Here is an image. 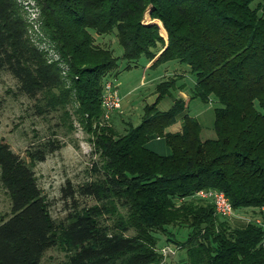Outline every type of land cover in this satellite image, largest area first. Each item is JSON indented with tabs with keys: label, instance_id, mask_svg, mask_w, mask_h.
<instances>
[{
	"label": "trees",
	"instance_id": "trees-1",
	"mask_svg": "<svg viewBox=\"0 0 264 264\" xmlns=\"http://www.w3.org/2000/svg\"><path fill=\"white\" fill-rule=\"evenodd\" d=\"M38 2L59 60L48 63L30 41L14 0H0V69L43 107L73 101L87 132L95 126L90 143L102 164L94 165L93 180L77 187L66 181L61 199L73 209L57 223L32 166L0 140V182L10 198V216L0 222V264H41L52 247L67 250L64 264H158L156 235L169 227L188 229L183 264H264L260 227L233 226L194 197L201 189L222 191L240 214L256 215L264 205V0ZM95 34L115 36L121 56L94 45ZM142 58L150 69L170 61L189 66L192 94L161 111L160 100L179 79L159 83L140 122L119 134L100 122L103 83L119 62L130 69ZM192 99L216 103L215 139L202 141L200 123L189 115ZM179 120V130L169 131ZM152 140L169 153L150 149ZM59 147L50 143L29 158L43 162ZM77 197L95 204L80 208Z\"/></svg>",
	"mask_w": 264,
	"mask_h": 264
},
{
	"label": "rangeland",
	"instance_id": "rangeland-1",
	"mask_svg": "<svg viewBox=\"0 0 264 264\" xmlns=\"http://www.w3.org/2000/svg\"><path fill=\"white\" fill-rule=\"evenodd\" d=\"M14 2L27 24V36L30 41L36 36H42L40 39L45 44V48L49 46L55 50L44 28V18L38 0H14ZM257 2L252 4L253 8ZM93 38L94 45L112 50L114 56H121L122 48L118 45L115 36L95 34ZM147 64L148 62L142 58L136 64H131L130 69H125L126 62L121 61L117 72L114 71L105 78V81L114 82L121 98L123 94L130 92L124 100L122 98L121 110L131 111V115L121 111L114 112L109 122L119 134L124 133L129 124L136 125L140 122L144 106L152 104L156 99V86L159 83L173 78L179 79L175 84L178 89L160 100L158 109L161 111H168L171 108L173 99H178L179 91L185 92L187 99L191 97L195 75L190 72L189 66L178 61H170L155 69H145ZM66 84L69 86L68 81ZM50 94L57 96L58 92L52 91ZM42 104L23 95L18 89V82L8 72L0 69V140L8 143L15 153L32 166L51 217L57 223L65 222L73 208L72 202L61 199V188L67 180L75 187L93 180L97 175L93 172L94 165L99 168L102 158L93 152V145L90 143L93 139L92 132L96 130L95 126L91 127L92 132H87L82 125L80 115L76 113L78 107L73 101L51 108L43 107ZM37 106L38 109L42 106L40 110L43 113H38ZM215 106L214 102L204 103L198 99L188 102L189 115L200 123L202 141L213 140L216 137ZM180 121L177 124L181 125ZM50 143L60 147L53 153H48L45 161L36 162L29 158V152ZM148 147L169 151L163 141H154ZM157 153L163 154V152ZM77 200L80 208L95 204L86 197H77ZM243 215L249 214L243 212ZM9 216L10 198L0 182V222ZM106 223L111 221L108 220ZM240 223L237 219L230 221L233 226H240ZM133 233L131 231L128 235ZM187 233L186 228L169 227L165 232L156 235L159 238L156 250L163 258L161 264H183L185 252L180 244L185 240ZM164 250L166 253H163ZM68 256L67 250L63 247H52L44 252L41 264H64Z\"/></svg>",
	"mask_w": 264,
	"mask_h": 264
},
{
	"label": "built area",
	"instance_id": "built-area-1",
	"mask_svg": "<svg viewBox=\"0 0 264 264\" xmlns=\"http://www.w3.org/2000/svg\"><path fill=\"white\" fill-rule=\"evenodd\" d=\"M42 36H36L32 40L33 44L46 54L48 63L56 62L59 60V55L57 52L50 48L49 46L45 48L43 44ZM61 76L65 78L68 82V67L66 64L61 63ZM122 108V98L119 95V92L114 85L113 81H105L103 83V90L101 95V109H102V118L101 124L109 125L111 116L114 112L121 111ZM195 198L203 200L213 205L216 215L221 218L234 220L235 218H241L246 224L253 223L256 226L260 227L263 230V240L262 244L264 246V205L258 210L256 215H243V213H238L235 211L222 191L213 190V189H201L194 194ZM163 253H166L164 250ZM161 264V263H158Z\"/></svg>",
	"mask_w": 264,
	"mask_h": 264
},
{
	"label": "crops",
	"instance_id": "crops-1",
	"mask_svg": "<svg viewBox=\"0 0 264 264\" xmlns=\"http://www.w3.org/2000/svg\"><path fill=\"white\" fill-rule=\"evenodd\" d=\"M167 63H169V62H167ZM167 63H165V64H167ZM149 63L146 65V67H145V69H150L149 68ZM130 94V92L129 93H126V94H123L122 95V98H123V100L128 96ZM177 95H178V99H183V100H186L187 99V95H186V93L185 92H183V91H179L178 93H177ZM189 98V97H188ZM125 103V102H124ZM125 105L127 106V103H125ZM127 108V107H126ZM122 109V108H121ZM121 112H123V113H126V115H131V111H122L121 110ZM122 113V114H123ZM180 126L181 125H179V123L178 124H176L174 127H172V128H170L169 129V131H177V130H179V128H180ZM154 141H156V142H159L160 140H152V141H150L149 142V144L148 145H150L151 143H154ZM161 142V141H160ZM166 146V145H165ZM159 147H160V145H159ZM153 151H156V152H163V154L164 155H166V154H168L169 153V151H167V152H165V151H161V149H158V148H155V147H153V149H152ZM239 220L241 223H240V225L242 224V225H245L246 223L241 219V218H235L234 220Z\"/></svg>",
	"mask_w": 264,
	"mask_h": 264
}]
</instances>
